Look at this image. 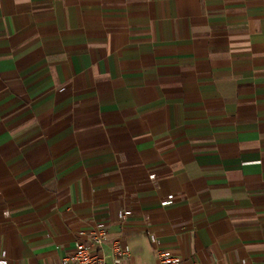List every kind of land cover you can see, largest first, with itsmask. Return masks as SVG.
Instances as JSON below:
<instances>
[{"label": "crops", "instance_id": "0c3cea01", "mask_svg": "<svg viewBox=\"0 0 264 264\" xmlns=\"http://www.w3.org/2000/svg\"><path fill=\"white\" fill-rule=\"evenodd\" d=\"M124 208L123 264H264V0H0L8 264Z\"/></svg>", "mask_w": 264, "mask_h": 264}, {"label": "built area", "instance_id": "2783aa9c", "mask_svg": "<svg viewBox=\"0 0 264 264\" xmlns=\"http://www.w3.org/2000/svg\"><path fill=\"white\" fill-rule=\"evenodd\" d=\"M61 89L63 91L69 90V88L65 87ZM147 184L148 182L142 185ZM172 201L173 196L171 195L162 200L161 204L167 205ZM130 214L131 210L129 208H124L117 212L116 224L121 230L109 243L108 256L100 252L107 240L106 223L103 220H95L93 228L88 234V242L80 239L72 247L63 248L65 255L56 264H123V260L130 254V248L126 244L127 236L124 231L126 220ZM179 224L174 222L170 227L177 228ZM156 255L158 264H184V259L180 254L167 248H158ZM190 259L195 262L194 256H191ZM0 264H8L5 252L1 250Z\"/></svg>", "mask_w": 264, "mask_h": 264}]
</instances>
